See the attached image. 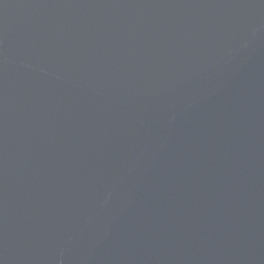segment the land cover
<instances>
[{"label": "water", "instance_id": "1", "mask_svg": "<svg viewBox=\"0 0 264 264\" xmlns=\"http://www.w3.org/2000/svg\"><path fill=\"white\" fill-rule=\"evenodd\" d=\"M0 264H264V0H0Z\"/></svg>", "mask_w": 264, "mask_h": 264}]
</instances>
